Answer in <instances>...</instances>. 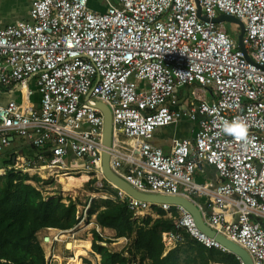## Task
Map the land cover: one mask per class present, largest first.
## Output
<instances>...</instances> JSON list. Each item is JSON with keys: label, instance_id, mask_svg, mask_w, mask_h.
Listing matches in <instances>:
<instances>
[{"label": "built area", "instance_id": "1", "mask_svg": "<svg viewBox=\"0 0 264 264\" xmlns=\"http://www.w3.org/2000/svg\"><path fill=\"white\" fill-rule=\"evenodd\" d=\"M221 15L243 24L245 54L239 27L214 22ZM96 102L111 114L116 176L138 193L191 202L209 229L264 264V0H31L27 20L0 27V156L15 138L40 150L14 152L0 171L90 175L116 190L133 220L154 209L173 220L161 233L165 253L187 236L230 254L183 206L140 201L105 181ZM233 119L247 123L246 140L222 132ZM182 120L195 124L191 139H175L168 153L152 144ZM209 167L213 182L198 184Z\"/></svg>", "mask_w": 264, "mask_h": 264}, {"label": "trees", "instance_id": "2", "mask_svg": "<svg viewBox=\"0 0 264 264\" xmlns=\"http://www.w3.org/2000/svg\"><path fill=\"white\" fill-rule=\"evenodd\" d=\"M13 156L3 158L0 169L11 165ZM43 183L37 176L14 172L0 177V264H46L37 234L48 229L69 231L80 223L82 214L76 215V204L44 198L38 188ZM88 184L94 185L95 179ZM112 193L114 201H101L102 206L93 201L87 215L94 216L95 227L110 230L114 233L113 239L124 238L129 244L120 252H112L101 246L111 240L101 238L94 228L92 245L90 240L87 242L88 248L91 246L92 252L99 256L98 264H143L144 261L149 264H238L235 256L206 250L193 241H187L182 263L177 249L162 256L161 233L174 228L173 220L164 219L161 212L156 220H132L127 207L117 202V192Z\"/></svg>", "mask_w": 264, "mask_h": 264}, {"label": "rangeland", "instance_id": "3", "mask_svg": "<svg viewBox=\"0 0 264 264\" xmlns=\"http://www.w3.org/2000/svg\"><path fill=\"white\" fill-rule=\"evenodd\" d=\"M30 0H22L19 8L22 11L21 16H25V12L30 8ZM24 11V12H23ZM6 16L4 13L2 14ZM224 28L227 32L237 30V27H235L233 23L230 22H223ZM16 99V97H13ZM16 139V138H15ZM19 146L24 147V151L27 153L32 154L33 157H26L25 159H31L34 158L35 156V150L33 148L29 147L28 145H25L23 141L19 144ZM14 147V145H13ZM15 149H10L8 148L7 154H13ZM25 153V154H26ZM4 158V157H3ZM68 173V172H66ZM70 174L67 176H61V179H66L68 177H73V178H80L82 175H86L87 177H90V175L87 174H80L78 172H69ZM5 174L0 171V177L4 176ZM208 177V176H206ZM60 178L56 179H48L44 180L43 184L40 186L39 185V190L41 191V194L44 198H59L63 204H68L69 201L74 202L76 204V215H81L82 214V219L80 223L75 226L73 229L69 230L70 232L67 231V233L61 234L60 237L58 238L60 241L59 242H54L50 243L51 236L56 235L57 233H54L53 231H47V230H42L37 234L38 240L40 241V244L42 246L44 255H45V260L48 259L52 261V264H66L67 259L72 256V250H69L67 248V244L71 243L72 245H85V249H88V242L87 240L92 239V230L94 228H98L97 230L101 231V235L105 239L111 240L107 245L105 243H101V246L108 248L112 252H120L126 245H128L129 241L125 239H113L114 233L110 230L103 231L99 227H95V222H94V216L88 217L87 215V210L90 206V204L95 201L99 205H103L101 201H108V200H115V195L112 192H116L115 189L110 187L108 184H104L101 188L98 186L94 185H89V179H87L82 185L78 188H75L73 193H67L64 194L63 192V183L60 181ZM91 180V179H90ZM66 182V181H65ZM71 195V196H70ZM100 206V207H101ZM141 220V222L148 220L149 218L147 217L146 214H142L139 217H137V220ZM46 239H48L46 241ZM128 243V244H127ZM187 244L184 246L180 247V254H179V259L180 263L183 262L185 259V254L182 252L183 250L186 249ZM91 250V246H90ZM86 256V257H85ZM85 256H80L79 260L83 259V261L88 262L91 264V262H98L99 256L94 254L91 250V252L85 254ZM61 258V259H60ZM86 258V259H84ZM90 260V262L88 261ZM76 263V262H75ZM143 264H149L147 261H144Z\"/></svg>", "mask_w": 264, "mask_h": 264}, {"label": "crops", "instance_id": "4", "mask_svg": "<svg viewBox=\"0 0 264 264\" xmlns=\"http://www.w3.org/2000/svg\"><path fill=\"white\" fill-rule=\"evenodd\" d=\"M21 1L22 0H0V27L6 26V25H9V24H13V23H15L17 21H20V20H27V13H28V10L29 9L25 12V16L22 17L21 16L22 11L19 8V6L21 4ZM30 3H31V0H30ZM90 4L95 9H98L100 11H103V8H98L97 7V4L95 5V2H91ZM3 13L6 16L2 15ZM32 91H33L32 100L34 102H37L38 99H39V96L35 93L34 88H32ZM7 98H10V97L9 96L4 97V99H7ZM194 130H195V124L194 123H192L190 121H187V120H182V121H180L179 123H177L175 125H171L169 127H165V128L158 129L155 132V134H154V137H153V140H152V144L154 146H156V147L161 148L163 150V152L168 153L170 151V149H171L172 142L175 139H183V138H189V139H191L193 137V131ZM22 141H23V143L25 145H28L29 147L33 148L27 141L22 140V139L19 140L18 138L14 139V141L11 143V146L9 148L10 149H15L14 151L19 156H21V157H24V158H26V157H33L32 154H30L28 152L26 153L24 151L25 150L24 147L19 146V144ZM13 145H14V147H13ZM33 150H35V155L34 156H36L37 153H39V151H40V150L35 149V148H33ZM7 152H8V148L1 154V156H0V163L3 160V157L5 158V157L9 156L7 154ZM214 175H215L214 170L209 167V168L206 169L205 174H203V175L202 174H198V176H196V179L195 180H196V182L198 184H204L206 182L212 183L213 182L212 180L214 179ZM206 176H208V177H206ZM161 213H163V212H161ZM172 213L174 214L173 211H172ZM145 214L147 215L148 218H150L152 220H156V219H158L160 217V212H158L156 209H154L153 211H148ZM163 218L169 220V218L165 217V215H163ZM137 221L140 222L141 220L139 221V219H138ZM171 230H174V228L171 229ZM47 231H53L54 233H58L59 230H56V229H48ZM103 231H107V229H103ZM100 237L103 238V236H100ZM184 237H185L184 243L177 245L172 250H175V249L180 250V247L184 246L187 243V241H191L189 238H187V236H184ZM120 239H124V238H120ZM90 244L92 245V239L90 241ZM71 246H72L71 248L74 251L73 254H76V256H78L77 257L78 260L76 262L80 261V264H89L88 262L83 261V259L79 260V257L80 256H85V254L91 252V250L89 248L88 249L81 248L79 250H75V245H72L71 244ZM162 247H163V244H162ZM172 250H170V251H172ZM206 250H209V249H206ZM81 251H82V253H81ZM170 251H168L167 253H165V250H164V247H163L162 256L167 255ZM84 259H86V258H84ZM88 261L90 262L89 259H88ZM59 264H62V263H59ZM66 264H71V263H67L66 262ZM72 264H75V263H72ZM91 264H98V262H95V263L94 262H91ZM209 264H225V263L210 262Z\"/></svg>", "mask_w": 264, "mask_h": 264}, {"label": "water", "instance_id": "5", "mask_svg": "<svg viewBox=\"0 0 264 264\" xmlns=\"http://www.w3.org/2000/svg\"><path fill=\"white\" fill-rule=\"evenodd\" d=\"M198 14L200 17V10L198 11ZM200 18L204 20L203 17ZM214 22L215 23L230 22L236 24L239 27L240 32L237 37V41L240 49L245 54V50L242 44V35L244 32L243 24L238 20H236L235 18L227 15H221L217 17L216 19H214ZM95 108L100 110L103 115V133H102L103 153H102V162H101V172L105 181L112 184L117 189L122 190L123 192L133 197L134 199L140 201H145L150 203L179 204L183 206L192 214L197 226L202 232L215 238L223 247H225L230 252V254L234 255L235 257L236 256L239 257L244 262V264H252L251 258L249 257V255L246 253L245 250H243L233 242L229 241L228 239L224 238L223 236L216 234L213 230L209 229L203 223L199 211L191 202L180 198L160 197V196L138 193L131 186H129L124 180L116 176L109 168L108 151L111 145V114L109 109L100 102L95 103Z\"/></svg>", "mask_w": 264, "mask_h": 264}, {"label": "clouds", "instance_id": "6", "mask_svg": "<svg viewBox=\"0 0 264 264\" xmlns=\"http://www.w3.org/2000/svg\"><path fill=\"white\" fill-rule=\"evenodd\" d=\"M224 134L233 136L236 140H246L248 135V125L242 119L225 120L222 127Z\"/></svg>", "mask_w": 264, "mask_h": 264}, {"label": "bare ground", "instance_id": "7", "mask_svg": "<svg viewBox=\"0 0 264 264\" xmlns=\"http://www.w3.org/2000/svg\"><path fill=\"white\" fill-rule=\"evenodd\" d=\"M61 179V178H60ZM87 180V176L86 175H82L80 178H73V177H68L66 179H61L60 181L63 183V192L64 194L67 193H73L75 188H78L82 185V183H84ZM66 181V182H65ZM71 196V195H70ZM71 244L68 243L67 248L69 250H72V256L69 257L68 263H75L78 260V256H76V254H73V249L71 248ZM81 248L85 249V245H75V250H79ZM82 253V251H81Z\"/></svg>", "mask_w": 264, "mask_h": 264}]
</instances>
